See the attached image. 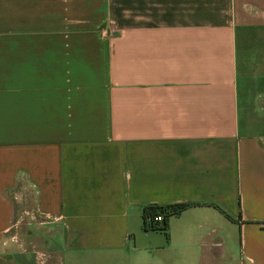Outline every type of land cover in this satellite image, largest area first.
Instances as JSON below:
<instances>
[{
  "label": "crops",
  "instance_id": "1",
  "mask_svg": "<svg viewBox=\"0 0 264 264\" xmlns=\"http://www.w3.org/2000/svg\"><path fill=\"white\" fill-rule=\"evenodd\" d=\"M40 255L264 264V0H0V264Z\"/></svg>",
  "mask_w": 264,
  "mask_h": 264
},
{
  "label": "trees",
  "instance_id": "2",
  "mask_svg": "<svg viewBox=\"0 0 264 264\" xmlns=\"http://www.w3.org/2000/svg\"><path fill=\"white\" fill-rule=\"evenodd\" d=\"M192 205L189 204H178V205H170L167 207H162V208H157L155 210H152L150 208L144 209L142 212V218L144 219L145 217L149 216L150 214L156 215H162L163 222H162V229L166 225V219L172 215L179 214L181 211L191 207ZM143 230H147L144 226V223L142 225Z\"/></svg>",
  "mask_w": 264,
  "mask_h": 264
},
{
  "label": "rangeland",
  "instance_id": "3",
  "mask_svg": "<svg viewBox=\"0 0 264 264\" xmlns=\"http://www.w3.org/2000/svg\"><path fill=\"white\" fill-rule=\"evenodd\" d=\"M41 229L42 228H40L39 232L37 230H36L37 232H33L34 235L31 237V240H35L36 243L35 244L33 243L34 245H31V243L29 244L30 239L26 240V237H25V241H23V245L21 246L22 247L21 250L24 248L25 250L28 249V250L40 252L41 250H43L45 248V247H43V241H42V237H43L42 235L43 234L41 232L42 231ZM13 232H14V230H11L10 234H13ZM42 259L43 258L41 255L36 257V260L39 264L42 262Z\"/></svg>",
  "mask_w": 264,
  "mask_h": 264
},
{
  "label": "built area",
  "instance_id": "4",
  "mask_svg": "<svg viewBox=\"0 0 264 264\" xmlns=\"http://www.w3.org/2000/svg\"><path fill=\"white\" fill-rule=\"evenodd\" d=\"M163 218L162 215H156L153 217H146L144 220V226L147 230L156 229V224H162Z\"/></svg>",
  "mask_w": 264,
  "mask_h": 264
}]
</instances>
